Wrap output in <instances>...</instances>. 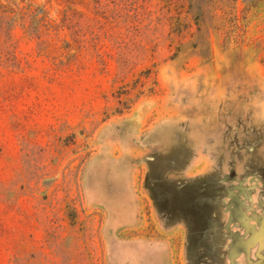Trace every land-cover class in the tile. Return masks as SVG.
Segmentation results:
<instances>
[{
  "label": "rangeland",
  "instance_id": "1",
  "mask_svg": "<svg viewBox=\"0 0 264 264\" xmlns=\"http://www.w3.org/2000/svg\"><path fill=\"white\" fill-rule=\"evenodd\" d=\"M191 1L0 0V264H264V0Z\"/></svg>",
  "mask_w": 264,
  "mask_h": 264
},
{
  "label": "trees",
  "instance_id": "2",
  "mask_svg": "<svg viewBox=\"0 0 264 264\" xmlns=\"http://www.w3.org/2000/svg\"><path fill=\"white\" fill-rule=\"evenodd\" d=\"M195 0L191 1L190 7L194 9V2ZM249 3V6L251 7H257V5L260 3L261 0H245ZM237 2L238 0H206L205 6L200 7L197 6V9H200L202 12L197 13L196 15V21L199 25V30L201 29L202 22L201 18L203 16V23H204V14L209 13L208 19H213L215 20L216 18H221V19H226L230 18L234 20V23L237 27L241 26L239 23V17L235 13L236 7H237ZM32 13L31 11H29ZM198 12V11H197ZM20 17H26L25 16H20ZM206 19V18H205ZM207 19V20H208ZM38 22H39V27L41 28H47L50 29L52 27L51 20L48 17L47 12L42 9L40 11V16L38 17ZM205 20V23L206 21ZM13 21L18 22V16L16 15H10L7 12L3 13L0 15V37L2 36H10L12 33V28L8 27V23ZM213 27L215 28V25H208V30ZM41 31V30H40ZM43 32V31H42ZM41 32V33H42ZM40 36V33H39ZM227 152H226V157L224 160H226L230 165H234L235 162L240 161V155L243 154L242 151L245 150L247 152H254L259 150L260 148L264 147V130H260L256 133L254 136V139L251 141L248 140H240V139H232V138H227ZM218 159L220 156H218ZM215 159H217L215 157ZM247 167L248 164H245ZM253 171H258L261 172V174L264 176V168L259 169V168H253L251 172Z\"/></svg>",
  "mask_w": 264,
  "mask_h": 264
}]
</instances>
